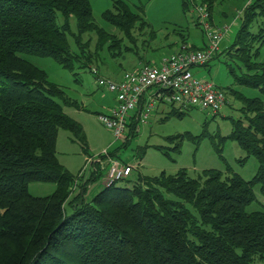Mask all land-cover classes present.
<instances>
[{"label": "trees", "instance_id": "16d2710c", "mask_svg": "<svg viewBox=\"0 0 264 264\" xmlns=\"http://www.w3.org/2000/svg\"><path fill=\"white\" fill-rule=\"evenodd\" d=\"M199 1L211 20L220 0ZM187 2L182 0L185 8ZM140 13L114 0L102 18L135 43L134 33L150 27ZM121 40L96 23L88 0H0V264H264V211H247L255 187L264 195V62L258 61L264 48V0L244 8L234 43L225 51L235 64L229 68L235 83L260 96H238L241 115L226 118L231 132L215 146L219 154L223 142L235 141L244 155L239 165L256 160L249 181L227 165L195 177L181 169L140 176L129 188L106 183L86 199L101 163H91L89 177L76 184L56 155L59 130L69 132L87 155L82 125L64 111L83 106L25 57L53 60L73 75L90 72L96 79L105 66L104 49L113 60L123 57ZM140 105L141 100L129 115L125 141L138 129ZM165 105L167 116L177 119L191 109ZM173 139L179 140L178 152L183 138ZM137 152L141 158L145 148ZM29 182L53 183L56 189L34 197Z\"/></svg>", "mask_w": 264, "mask_h": 264}, {"label": "rangeland", "instance_id": "374dc122", "mask_svg": "<svg viewBox=\"0 0 264 264\" xmlns=\"http://www.w3.org/2000/svg\"><path fill=\"white\" fill-rule=\"evenodd\" d=\"M88 1L96 23L108 34H117L118 38L122 39V58L113 60L104 49L102 55L105 58V66L98 69L101 77L116 81L118 75L132 71L141 63L147 62L151 65L154 63L151 60H158L162 56L174 53L176 46L181 45L182 38H185V43L193 49L200 50L204 46L202 28L197 25L195 10L200 6L199 0L193 2L189 0L187 8L183 6L182 0H123L135 12L140 11V15L150 26L140 34L136 30L135 43L129 42L123 34L119 35L116 29L102 18V14L111 9L114 0ZM251 1L253 0H220L213 6L211 25L217 28L228 27L219 46V55L204 67L190 69L194 77L208 81L223 91L227 104L215 116L191 108L182 119H177L167 116L168 105L156 102L147 120L138 123L135 135L127 141H125V137L128 136L127 130L121 140H116L112 132L99 122L98 116L110 115V108L115 106V96L105 89L97 88L95 77L90 72L76 71L78 75H73L61 69L53 60L25 57L28 62L45 72L51 83L60 86L71 99L83 106L82 110L64 107V111L82 125L86 134L87 155L82 154L80 145L73 142L69 132L64 130L57 133L56 155L61 166L76 184L89 177L91 163H101L100 177L90 185V193L86 196L88 201L98 193L106 180L108 157H105V154L110 156L114 153L111 159L133 168L130 177L116 182L117 187L129 188L140 176L156 177L162 172L172 175L185 169L191 177H195L203 170L224 171L226 165L244 180L252 179L257 171V162L250 158L245 164L239 165L237 160L244 155L235 141L226 140L220 145L221 157L215 149V146L219 145L220 137H225L231 132V122L226 118L238 119L241 115L242 100L238 96L247 98L260 96L256 90L235 83L234 77L229 73L230 65L235 68V64L231 60L227 61L225 57V51L234 43L243 10ZM252 30L256 31L255 27ZM69 43L75 50L70 39ZM124 48L133 49L134 53H125ZM258 61L264 62V48L260 51ZM203 132L207 135L200 138ZM179 136L183 140L180 150L176 152L174 147L178 145L179 140L173 137ZM138 148H145V154L141 158L137 155ZM55 189L53 183H28L29 193L34 197L50 196ZM254 193L255 201L247 211H264V195L259 193L258 187L254 188Z\"/></svg>", "mask_w": 264, "mask_h": 264}, {"label": "built area", "instance_id": "2783aa9c", "mask_svg": "<svg viewBox=\"0 0 264 264\" xmlns=\"http://www.w3.org/2000/svg\"><path fill=\"white\" fill-rule=\"evenodd\" d=\"M195 10L205 40L202 49H193L187 43L181 44L158 64L124 72L119 80L96 77L97 88L105 89L115 96V106L110 110V115H100L98 120L112 132L116 140L123 137L129 115L137 110L140 100L145 96L146 103L140 113L143 123L156 102L183 109L197 108L211 114L218 113L227 104L223 91L208 81L194 77L190 69L204 67L219 53L220 43L228 27H213L203 6ZM132 170L130 165L108 157L107 185L127 179Z\"/></svg>", "mask_w": 264, "mask_h": 264}, {"label": "crops", "instance_id": "0c3cea01", "mask_svg": "<svg viewBox=\"0 0 264 264\" xmlns=\"http://www.w3.org/2000/svg\"><path fill=\"white\" fill-rule=\"evenodd\" d=\"M177 49V46H176V48H175V50ZM164 57H166V56H162V57H160L158 60H151L152 62H154V63H152V64H158L161 60H162V58H164ZM146 64H145V62L144 63H141L138 67H134L133 69H132V71L133 70H138V69H140V68H142V67H144ZM148 65V64H147ZM110 74V73H109ZM121 76H122V74H120V75H118V77H117V79L116 80H119L120 78H121ZM113 95V94H112ZM146 96L145 97H143L142 99H141V107L143 108V106L145 105V103H146ZM114 102H115V98H114ZM113 108V107H112ZM112 108H110V110L112 109ZM109 110V111H110ZM131 175V174H130ZM130 177V176H129ZM81 183V182H80ZM105 184H106V180H104V182H103V184H102V186L104 187L105 186ZM89 187H91L90 185L88 186V191H87V194L88 193H90V190H91V188H89ZM76 192V191H75ZM92 192V191H91ZM87 194H86V196H87Z\"/></svg>", "mask_w": 264, "mask_h": 264}]
</instances>
